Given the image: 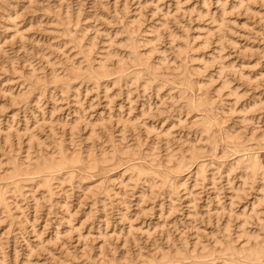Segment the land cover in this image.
Returning <instances> with one entry per match:
<instances>
[{
    "label": "rangeland",
    "instance_id": "1",
    "mask_svg": "<svg viewBox=\"0 0 264 264\" xmlns=\"http://www.w3.org/2000/svg\"><path fill=\"white\" fill-rule=\"evenodd\" d=\"M59 149L81 160L31 173ZM263 241L264 0H0V264H248Z\"/></svg>",
    "mask_w": 264,
    "mask_h": 264
},
{
    "label": "bare ground",
    "instance_id": "2",
    "mask_svg": "<svg viewBox=\"0 0 264 264\" xmlns=\"http://www.w3.org/2000/svg\"><path fill=\"white\" fill-rule=\"evenodd\" d=\"M69 18V17H68ZM89 50V49H88ZM88 54V53H87ZM137 54V53H136ZM86 56V55H85ZM138 57V56H137ZM141 58V57H140ZM135 59V58H134ZM138 59V58H137ZM146 60V59H145ZM92 61V60H91ZM121 61V60H120ZM103 63V62H102ZM120 64H121V62H119ZM146 63V62H145ZM144 63V64H145ZM116 65V64H115ZM135 65V64H134ZM122 66V65H121ZM119 67V66H118ZM106 68V66L104 67V64L102 65V64H100V67H98L97 69H95L94 68V70L93 69H91L92 71H90V74L91 73H93V75H94V77H95V74H98L99 72V74H102L101 72H103L104 73V71L107 69H105ZM122 68V67H121ZM78 70V69H77ZM123 70V69H122ZM71 71H73V70H68V74L69 75H74V73H71ZM96 72V73H95ZM119 72H120V70H119ZM116 73V72H115ZM98 74V75H99ZM105 74V73H104ZM69 75H68V77H69ZM89 75V74H88ZM97 75V76H98ZM108 75H109V73H108ZM75 76H76V74H75ZM101 76V75H100ZM104 78V77H103ZM65 79V78H64ZM71 80V79H70ZM36 84V83H35ZM187 90H189V89H187ZM23 96V95H22ZM193 100V99H192ZM196 100V99H195ZM204 101V100H203ZM194 105H195V107L197 106L198 108L200 107V105H202L203 106V102L202 101H199V100H196L195 102H194ZM197 109V108H196ZM202 110V109H201ZM206 116H204L203 115V117H201V120H200V124H199V126H198V128L200 127V131H204V132H207L208 130H206L207 129V124H208V126H210L209 124V121H206V119L207 118H205ZM199 122V121H198ZM208 122V123H207ZM209 128V127H208ZM206 130V131H205ZM201 133V132H200ZM225 138L224 139H226L225 141L226 142H228L230 139H231V136H230V133H228V132H225ZM233 139V138H232ZM229 142H232L231 140L229 141ZM195 149V148H194ZM189 151V154H190V156L192 157L193 156V154H194V150L192 149H190V150H188ZM57 155L56 156H54V157H51V158H44V157H41L40 159H38L36 162H35V164H34V167L31 169L32 170V172L31 173H37V174H43V173H45V174H47V175H49L50 174V172L51 173H53V171H58L60 168V170H62V168L63 167H69V166H71V164L75 161V163H76V161L77 160H79L80 159V157L78 156L79 154H77V155H67V153H65L64 151H62L61 149H59L58 150V152L56 153ZM89 157L90 156H88L87 158L89 159ZM184 157V156H183ZM195 157V156H194ZM82 158V157H81ZM197 158V157H196ZM195 158V159H196ZM105 159V158H104ZM81 160V159H80ZM94 157H90V159L88 160V164L89 165H93V163H94ZM256 161V160H255ZM251 162V160H250V163L247 165V166H245V167H247L248 168V170H250V172L252 173V174H255V172L257 171V170H259L258 168H260V167H258L259 165H257V163L256 162ZM12 165V164H11ZM32 165V164H31ZM86 167V166H85ZM91 168H92V166H90ZM20 168V167H19ZM87 168V167H86ZM246 168V169H247ZM12 169V171L14 172V175L17 173V171L19 170V171H21L20 169H18L17 168V166L16 165H14L13 166V168H11ZM69 169V168H68ZM30 170V171H31ZM59 170V171H60ZM27 171V170H26ZM29 171V172H30ZM58 171V172H59ZM24 172V171H23ZM22 173V172H21ZM20 172H18L17 174L19 175V174H21ZM27 172H25V174H26ZM33 173V174H34ZM259 173V172H258ZM16 174V175H17ZM41 174V175H42ZM56 174V173H55ZM10 175V174H9ZM35 175V174H34ZM52 175V174H51ZM65 175V174H64ZM135 175V174H134ZM66 176V175H65ZM139 176H140V174H139ZM149 176V175H148ZM10 177H11V175H10ZM42 177H44V176H42ZM55 177V176H54ZM40 178H41V176H40ZM254 178V177H253ZM43 179V180H42ZM130 179V178H129ZM133 179V178H132ZM167 179V178H166ZM41 180L42 181H47V178H46V180H45V177L44 178H41ZM57 180H59V179H57ZM164 182V181H163ZM171 182V181H170ZM43 183V182H42ZM47 183V182H46ZM13 184V183H12ZM38 184V183H37ZM41 184V183H40ZM22 185V184H21ZM47 185H48V183H47ZM42 186V185H41ZM10 187V186H9ZM51 189V188H50ZM48 192V191H47ZM49 193V192H48ZM258 202V201H257ZM4 205V204H3ZM255 205V204H254ZM248 216V215H247ZM244 223V222H243ZM246 223V222H245ZM251 237V236H250ZM258 239V238H257ZM263 239V238H262ZM249 240V239H248ZM245 242V241H244ZM264 242V241H263ZM261 243V245L260 246H257L258 244H256V246H254V247H252L251 246V248H247L248 249V251L245 253V252H243V257H241L245 262H248V264H257V262L259 261V257H261V255L262 254H264V243ZM246 243H248V242H246ZM249 247V246H248ZM226 249V248H225ZM246 251V250H245ZM227 252V251H226ZM239 252V251H238ZM242 252V251H241ZM182 254V253H181ZM206 254V253H205ZM237 254H239V253H237ZM233 255V254H232ZM232 255H231V257H232ZM166 256V255H165ZM242 256V255H241ZM187 257V256H186ZM153 259V258H152ZM185 259V258H184ZM156 260V259H155ZM242 260V261H243ZM149 261V260H148ZM245 262H243V263H245ZM143 263V262H142ZM150 263H151V259H150ZM259 263V262H258ZM135 264V263H134ZM141 264V263H140ZM245 264H247V263H245ZM262 264V263H261Z\"/></svg>",
    "mask_w": 264,
    "mask_h": 264
}]
</instances>
